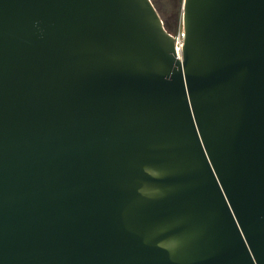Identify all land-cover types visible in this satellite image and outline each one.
<instances>
[{"label": "water", "instance_id": "obj_1", "mask_svg": "<svg viewBox=\"0 0 264 264\" xmlns=\"http://www.w3.org/2000/svg\"><path fill=\"white\" fill-rule=\"evenodd\" d=\"M0 0V264H264V0Z\"/></svg>", "mask_w": 264, "mask_h": 264}, {"label": "rangeland", "instance_id": "obj_2", "mask_svg": "<svg viewBox=\"0 0 264 264\" xmlns=\"http://www.w3.org/2000/svg\"><path fill=\"white\" fill-rule=\"evenodd\" d=\"M182 1L152 0L168 32L172 35L182 33Z\"/></svg>", "mask_w": 264, "mask_h": 264}, {"label": "built area", "instance_id": "obj_3", "mask_svg": "<svg viewBox=\"0 0 264 264\" xmlns=\"http://www.w3.org/2000/svg\"><path fill=\"white\" fill-rule=\"evenodd\" d=\"M175 37H176V47H177V49L179 51V47L181 46L182 39L184 37L183 31H182V33L175 34Z\"/></svg>", "mask_w": 264, "mask_h": 264}, {"label": "flooded vegetation", "instance_id": "obj_4", "mask_svg": "<svg viewBox=\"0 0 264 264\" xmlns=\"http://www.w3.org/2000/svg\"><path fill=\"white\" fill-rule=\"evenodd\" d=\"M154 4V3H153ZM155 6V5H154ZM156 8V7H155Z\"/></svg>", "mask_w": 264, "mask_h": 264}]
</instances>
